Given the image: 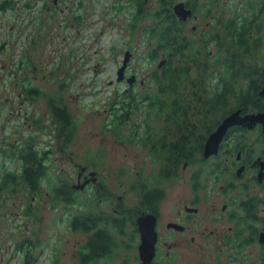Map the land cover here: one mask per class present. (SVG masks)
I'll list each match as a JSON object with an SVG mask.
<instances>
[{"label": "trees", "instance_id": "trees-1", "mask_svg": "<svg viewBox=\"0 0 264 264\" xmlns=\"http://www.w3.org/2000/svg\"><path fill=\"white\" fill-rule=\"evenodd\" d=\"M40 1L43 0H0V13L6 15L20 8L34 13ZM202 1L180 2L192 11V17L185 22L174 11L178 0H119L113 7L116 16L128 13L127 31L131 38L140 32L139 45L145 49H140L141 62L151 65L165 63L161 68L156 65L158 67L155 66L150 74V90L137 91V71L133 69L128 73L129 78L135 76L137 80L133 86L126 80L125 90H116L113 98L110 96V113L103 129L107 134L125 136L126 142L141 146L151 156L161 158L164 163L155 179L161 182L176 178L171 170H179L191 157L187 152L190 144L204 141L233 111L247 110L252 106L260 89L259 79L264 78V24L259 22L264 16V0H260V5L248 0L242 8H234L229 19L222 15L217 17L211 38L206 32V24L204 31L199 25H195V33L193 29L187 31L188 25L198 23V19L207 22L218 2L205 0L207 3L201 4ZM56 5L53 3L51 8L45 0L41 8L45 12L50 7V17H55ZM77 7H85L84 1L81 0ZM84 19V15L74 13L73 24L81 25ZM128 40L127 49L133 53L137 49ZM116 48L114 43L111 50L115 53ZM23 64L27 67V60ZM24 77V90L29 97L34 96L35 102L47 103L46 114L53 119L50 125L53 124L57 134L64 137L62 144L58 140V151L66 153L78 132V122L64 96L66 81L61 84L58 94H53L38 86L32 91L33 80ZM140 85L144 83L140 82ZM42 119L39 115L35 122H48ZM45 127L36 131H44ZM124 127L129 128L128 135H124ZM141 128H144L142 133ZM3 140H0V218L5 215L2 212L7 202L6 198L3 200L4 193L23 197V214L26 218L35 217L34 220H37V212L32 201L51 196L52 208L58 205L65 211L71 230L87 237L78 250L79 264H91L101 255L112 260L114 253L127 243L125 238L134 234L126 223L133 221L139 210H133L129 216L128 213H110L105 207L98 209L99 200L111 204L110 193L96 187L93 190L88 187L85 191L75 189L77 184L69 176L56 174L55 166H48L52 148L41 150L29 139L19 143ZM74 207L80 210L75 211ZM119 238L123 240L119 241ZM11 242L15 243L13 236ZM133 243L131 240V246ZM37 247L41 248L42 254L44 248L40 239H22L16 243L15 250L23 252L25 257L22 264L38 263L41 254L35 252ZM57 261L56 258L53 264H58Z\"/></svg>", "mask_w": 264, "mask_h": 264}, {"label": "rangeland", "instance_id": "rangeland-1", "mask_svg": "<svg viewBox=\"0 0 264 264\" xmlns=\"http://www.w3.org/2000/svg\"><path fill=\"white\" fill-rule=\"evenodd\" d=\"M46 1L51 8L56 2L58 12L55 17H50L48 10L42 11L41 1L37 3L34 13L24 12L20 8L16 12L0 15V140H28L33 130L50 126L53 121L49 117L45 124L28 117L30 104L23 95L24 76L32 79L35 86L53 94H58L61 84L66 81L64 96L78 122V138L66 153H58V140L62 142L64 137L61 138L54 127V134L51 128L50 133H35L37 147L42 150L50 144L49 148L54 151L50 165L55 166V173L66 174L76 184L81 170H78L77 164L81 167L97 164L102 178L110 182L108 188L114 190L115 205L121 196L124 201L135 204V197L139 196L143 182L151 185L164 162L151 156L141 146L126 142L125 136L122 138L105 133L103 123L110 113V96L113 98L116 90L123 92L128 85L118 82L117 76L124 53L129 51L127 39L137 49L132 53L127 70V74L132 73L133 69L137 71V91L152 88L150 74L159 62L152 65L141 62L140 51L145 49L139 45L140 32L131 38L127 31L128 13L115 15L113 7L118 5L119 0H83L85 7H77L81 0ZM184 1L178 0L179 3ZM238 3L240 0H218L213 16L220 17L227 9L224 18L229 19ZM74 13L85 16L81 25L73 24ZM198 21L190 23L187 31L192 32L195 25L204 31L206 21ZM125 41L128 43L123 44ZM114 43L117 45L115 53L111 50ZM26 60L27 67H30L28 69L23 64ZM140 82L144 85H140ZM34 108L44 119L47 103L34 102ZM32 124L33 130L30 128ZM129 131L124 127V135H128ZM2 197L7 202L6 208L2 209L5 215L0 218V263L22 264L25 257L23 252L15 250L16 243L22 239H40L44 252L41 254V248H36L37 255L41 254L37 264H53L56 258L58 264H79L78 250L87 237L71 230L65 211L58 205L52 208L51 196L32 201L37 220L24 216L23 197L7 193ZM91 198L94 196L91 195ZM73 209L80 210L76 207ZM12 236L15 243L11 242ZM125 248L126 243H123L122 250L116 251L112 260L95 259L91 264H124Z\"/></svg>", "mask_w": 264, "mask_h": 264}, {"label": "flooded vegetation", "instance_id": "flooded-vegetation-1", "mask_svg": "<svg viewBox=\"0 0 264 264\" xmlns=\"http://www.w3.org/2000/svg\"><path fill=\"white\" fill-rule=\"evenodd\" d=\"M247 1L240 0L234 8H242ZM41 2L43 6L45 0ZM252 2L260 5V0ZM213 10L206 22L210 38L216 21ZM225 13L221 14L223 18ZM259 22L264 24V16ZM196 28H193L194 33ZM129 77L127 74L126 80ZM259 80L260 89L252 106L247 110L237 109L228 116L238 111L242 118L264 115V78ZM34 86L32 83V91ZM23 91L24 99L30 104L27 115L35 121L41 114L34 108V96L30 98ZM256 104L259 106H254ZM44 116V119L49 118L48 113ZM30 128L33 130V124ZM50 128L54 134L56 130L52 125H46L44 131L50 133ZM42 131L33 130L29 140L34 143L35 133ZM213 133L204 141L188 146L191 157L179 170H171L176 177L172 181L154 180L151 185L143 182L135 204L124 201L121 196L115 205L114 190L108 188L110 182L102 178L97 164L89 167L76 165L78 170L81 169L77 187L86 183L80 191L96 187L110 193L111 204L99 200L98 209L105 207L110 213H128L129 216L133 210H139L133 221L126 223L134 234L125 238L124 264H142L139 220L148 216L151 222L154 221L157 236L155 256L150 264H264V120L253 126L229 128L217 153L206 158L205 148ZM77 134L72 144L78 138ZM25 141L20 139L16 143ZM49 147L50 144L45 149L49 150ZM131 240L134 242L132 246ZM101 259L105 257L101 255L96 261Z\"/></svg>", "mask_w": 264, "mask_h": 264}, {"label": "water", "instance_id": "water-1", "mask_svg": "<svg viewBox=\"0 0 264 264\" xmlns=\"http://www.w3.org/2000/svg\"><path fill=\"white\" fill-rule=\"evenodd\" d=\"M174 11L176 16L179 17L181 21H187L188 18L192 17V11L190 9H187L184 3H179L174 7ZM132 59V53L130 51H127L125 53V57L122 63L121 68L118 71V82H124L126 80V70L128 68V65ZM165 62L163 61L159 68L162 67V65ZM136 77L132 76L128 79V84L133 86L136 82ZM264 120V115H251L247 116L245 118L240 117V112H235L234 114L230 115L228 118H226L221 126L215 131L209 138L206 148H205V157L208 158L213 154H216L218 151L219 144L221 140L224 138L226 132L229 128L236 126V125H242V126H253L256 122H262ZM86 183L83 184L81 187H75V189L82 190L85 187ZM139 226L141 228V235H142V244L140 246V256L142 259V264H150L155 256V245H156V232L154 227V221L151 222L150 216L146 218H141L139 220Z\"/></svg>", "mask_w": 264, "mask_h": 264}]
</instances>
